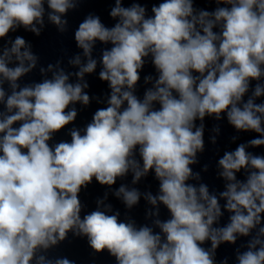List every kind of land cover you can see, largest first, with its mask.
Segmentation results:
<instances>
[{"label": "clouds", "instance_id": "obj_1", "mask_svg": "<svg viewBox=\"0 0 264 264\" xmlns=\"http://www.w3.org/2000/svg\"><path fill=\"white\" fill-rule=\"evenodd\" d=\"M224 2L231 8H219L214 20L208 19V12L193 15L191 0H166L153 7L154 18L145 19L144 8L134 5L125 9L117 0L111 16L120 17V22L114 28H105L99 18L91 16L81 23L75 39L85 56L97 39L114 45L103 53L105 70L100 73L112 88L110 106L96 112L84 136L73 131L72 143H60L54 152L46 143L50 133L76 116L75 110L65 113V109L70 102L82 100L87 104L89 97L81 95L79 84L66 83L68 77L62 72L53 81L13 91L6 106L9 111H17L0 121V133H4L0 137V264H30L37 248L63 240L73 228L86 234L96 251L107 248L119 264H213L198 242L210 239L215 249L221 242L234 243L237 233L249 235L261 223L264 157L246 153L244 145L219 161L221 175L229 181H235V172L242 168L255 169L246 183H230L222 193L227 198L226 208L234 213L227 227H211L221 214L217 198L209 196L203 185L198 196L196 188L185 184L191 174V157L203 146L202 128L191 130L197 117L202 120L206 114H215L219 118L226 111L236 129L264 136V104L256 105L249 99L242 108L237 106L250 80L264 75V0ZM48 6L53 13L64 14L74 4L70 0H48ZM43 12L42 0H0V37L17 26L29 28L34 21L42 23ZM49 19L62 24L59 15L50 14ZM220 21L224 22L223 30L217 35L212 29ZM31 30L39 34L35 27ZM24 45L18 37L10 50L20 66H6L5 58H11L7 50L0 57V75L11 82L13 89L17 79L35 63L28 51L21 52ZM149 53L160 76L156 91H149L141 103L121 89L137 82V69ZM25 59L32 61L29 68L23 66ZM74 63L80 64L79 57ZM95 67L96 61L89 59L78 75L91 73ZM193 71L200 77H194ZM253 95H264V86L257 84ZM4 96L0 89V100ZM124 101L128 107L121 112ZM153 101L160 102V110H149ZM17 121L24 122L14 129ZM250 144L264 145V138L253 139ZM137 145L143 171L130 158ZM129 168L135 180L154 168L161 181L163 194L158 199L172 215L167 222H156L166 234L163 243L151 229L137 230L131 224L118 223L115 215L94 211L80 219L77 193L81 186L93 177L101 184L112 185ZM121 193L129 207L138 200L135 190L121 187L117 195ZM149 200L157 202L151 196ZM259 233L264 236V227ZM257 244L261 247L253 251ZM43 260L39 258L40 264ZM238 260L239 264H264V241L254 239ZM56 264L70 262L62 259Z\"/></svg>", "mask_w": 264, "mask_h": 264}]
</instances>
